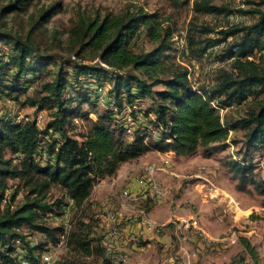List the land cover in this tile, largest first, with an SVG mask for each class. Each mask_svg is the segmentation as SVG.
Returning <instances> with one entry per match:
<instances>
[{"label":"trees","instance_id":"obj_1","mask_svg":"<svg viewBox=\"0 0 264 264\" xmlns=\"http://www.w3.org/2000/svg\"><path fill=\"white\" fill-rule=\"evenodd\" d=\"M33 1L11 0L0 9V20L6 13L24 11ZM169 1L175 5L190 2ZM213 1L192 0L193 13L209 17L238 13L254 17L255 21L221 29L212 39L202 38L214 32L207 26L185 32L188 47L198 59H202L207 49L224 44L213 58L221 63L214 71V84L200 85L197 91L189 85L187 68L174 62L172 28H162L156 14L145 13L132 4L119 16L80 18L71 30L79 50L60 62L29 35L22 38L0 23V97L20 108L31 106L36 113L52 111L43 128L37 127L35 119L0 118V201L6 194L9 178L25 179L31 197L11 208L13 195L5 207H0V264H41L46 247L56 245L63 229L46 226L45 218L61 214L69 202L80 207L95 182L116 176L122 164L148 152H173L177 157H192L201 152L209 158L227 146L231 130L244 131L242 149L236 153L239 160L231 162L240 188L251 185L264 195V188L257 184L253 174L256 159L260 158L255 153L264 147V56L260 54L255 59L257 53L264 51V0L252 10L236 11ZM58 9L57 4L42 9L32 29L46 24ZM142 30L154 44L148 52H136L132 48ZM86 49L98 53L100 67L82 63L81 54ZM84 81L109 87L104 111L95 120L88 118L92 113L89 108L95 109L98 101L91 98L94 91ZM157 86L162 89L155 90ZM32 88L35 96L18 102ZM68 90L72 96H66ZM146 98L151 104L140 111L148 124L158 130V135L143 129L127 141L116 116L135 103L140 106L138 102ZM214 100L216 104L212 106L210 102ZM233 104H246L247 108L242 118L229 122L220 115L219 108ZM84 105L89 108L83 110ZM74 118L88 122L80 139L72 135ZM5 152L13 158L6 160ZM43 152L46 158L42 163L39 157ZM16 160L17 164L12 165ZM51 187L59 188L63 199L49 204L45 199ZM24 228L27 231L22 233ZM92 228V223L78 221L76 231L69 236L67 250L81 257H91L94 252L104 254L100 240L92 238ZM28 231L43 237L44 242L33 245L28 240L31 235ZM239 242L253 264H259L256 248L245 238H239ZM18 251L22 254L21 261ZM105 263L109 264L107 259ZM56 264L81 263L60 259Z\"/></svg>","mask_w":264,"mask_h":264},{"label":"rangeland","instance_id":"obj_2","mask_svg":"<svg viewBox=\"0 0 264 264\" xmlns=\"http://www.w3.org/2000/svg\"><path fill=\"white\" fill-rule=\"evenodd\" d=\"M10 1L0 0V9ZM180 1L183 2V0ZM259 1L214 0L213 2L217 5L227 4L229 8L236 11L252 10ZM54 4H57L58 12L42 27L33 30L32 27L41 10ZM129 4L136 8H142L145 13L156 14L162 28H172L173 39L175 37L179 38L184 32L188 34L193 27L203 28L204 26L212 28L214 32L203 35L202 38L212 39L217 37L219 30L231 26L228 21L223 19V16L195 15L192 11V0L188 5H175L169 0H34L24 11L4 14L0 23L4 24L7 31L16 33L22 38L29 35L42 50L49 49L48 52L53 54L60 62L62 59L72 56L74 51L79 50L78 44H75L72 39L71 30L78 25L80 18L85 20L98 16L102 19L107 14L119 16L127 10ZM262 9H264V6ZM231 16L234 22L238 21L235 19L236 17H243L238 13ZM243 18L242 23H240L242 25H249L255 21L254 17L251 16ZM195 35H198V32ZM174 46V62L177 64L183 63L191 73V78L197 79L204 87H211L214 84L215 72L203 76V71L207 65L211 64V61L196 58L194 53L190 51L191 48L188 47V44L186 45V54H178L177 47ZM132 48L136 52H148L154 48V44L149 41L145 31L142 30L141 35L132 44ZM97 54L96 51L90 49L84 50L81 54L82 63L100 67L102 64L99 62ZM260 54L264 56V51L257 53L255 59ZM50 68L53 69V67ZM45 80H48V78ZM84 83L94 91V95H91L92 99L96 98L98 100L96 91L99 88H101L102 93H107L106 84L100 85L94 81H84ZM33 89L21 95L18 102H25L29 96H35ZM154 89L159 90L162 87L157 86ZM69 92L71 93V91ZM138 103L140 106L135 103L131 108L144 120L147 117L143 115L140 109L145 110V108H148L151 100L146 98L145 101ZM88 108L87 105L83 106V110ZM246 108L247 105L242 104L237 111L223 115V119L235 122L242 118ZM89 110L92 113L88 115V118L95 120L97 114L103 113L104 105L98 104L95 109L89 108ZM51 113L52 111L48 109L36 113L35 108L28 105L20 108L18 104L13 103L6 97H0V118L8 116L18 121L35 119L37 127L43 128L50 120ZM39 115L41 116L40 122L37 121ZM122 116L124 115L118 114L116 120L123 118ZM78 121L80 122L78 124L72 123L74 125L72 135L76 139H80V136L88 128L86 120L79 119ZM136 123L137 120L134 123V128L143 130L144 123L142 121ZM243 133L244 131L240 129L231 130L228 135L227 146L212 153L209 158L203 157L201 152L192 157H177L174 153L170 154L168 152L165 154L167 157L164 156L163 158L152 152L140 155L138 158L122 164L117 170L116 176L96 181L90 194L80 207L76 208L71 204L70 208H64L63 210L68 209L69 212L67 220L61 218L63 212L61 210V214L57 213L46 217L44 224L50 228H63L68 222L74 221L72 229V233H74L78 221L85 224L92 223V238L99 239L101 244L107 229L117 223L116 220L107 221V215L109 212L111 214L121 212V217L124 218L121 222L122 228L132 227L136 224L130 223L131 218L133 222V217L136 218V216L137 222L146 217L148 220L161 225V229L151 236H139L137 243L141 250L132 249L131 244L125 247L122 252L128 257L126 264H253L244 252L239 238L247 239L256 248L259 264H264V195H260L258 190L251 185L240 188L238 178L231 170V162L239 160L236 153L242 149ZM49 138H55V136ZM124 138L130 141L133 136L131 138L125 136ZM255 157L263 159L264 147L255 153ZM4 158L7 160L13 158V156L9 152H5ZM260 159H256L253 174L255 175L254 179L258 182L257 184L264 188V160L260 165ZM17 162V160L13 161L12 165H16ZM163 164L171 167L172 174L165 175L161 171L150 174L146 171L149 166L162 167ZM35 178L37 179L36 176ZM149 178L166 190L167 197L164 202L153 204L150 199L143 200L141 198L142 195L151 194L150 187H147L146 192L141 189V192L137 193V201H130L129 198L122 196L123 189L127 187L131 180L139 181L140 179L146 180ZM6 186L5 196L9 201L11 196L14 195L13 200L10 201L11 208L21 205L27 197L31 198L29 196L30 188L26 185L25 179L9 178L6 180ZM62 199L63 193L61 190L57 187H51L45 201L52 204ZM64 203L66 204L67 200H64ZM67 204H70V202ZM193 217L197 219L199 228L209 240L234 234L236 241L227 248H218V250L212 246L201 244L199 238L194 236L193 233L191 234V230L187 229L183 223V219L190 220ZM25 231L27 229L24 228L22 233H25ZM29 233L31 235L28 236V240L33 245L44 242L43 237L33 232ZM164 245H166V248ZM46 248L47 251H54L52 245ZM17 250H20L19 247ZM18 252V254H21V251ZM60 253V258L63 260L75 261L81 264H106L102 252H94L91 257H81L72 250L68 251L66 247L60 250Z\"/></svg>","mask_w":264,"mask_h":264},{"label":"built area","instance_id":"obj_3","mask_svg":"<svg viewBox=\"0 0 264 264\" xmlns=\"http://www.w3.org/2000/svg\"><path fill=\"white\" fill-rule=\"evenodd\" d=\"M223 19L228 21L230 25H236V24L242 23L244 18L243 17H236L235 19L238 20L237 22L232 21L233 17L231 15L223 17ZM174 41H175V45H176L177 50H178V54H182V53L186 54L187 49H186L185 32L182 33L179 38L175 37ZM223 46H224V44L221 43V44L215 45V46L207 49L204 52L202 59L204 61H206V60L211 61V64L207 65L205 70L203 71L204 77L213 73L217 68L221 67V63L218 60H215L213 58L216 54H218L221 51ZM180 64L185 66L183 63H180ZM187 71H188L187 78L189 81V85H190L192 90L197 91L199 89V86L202 85V83L199 82L195 78H191V73L189 72L188 68H187ZM106 87H107V92H108L109 87L108 86H106ZM96 95L98 98V100H97L98 104L105 105L106 101H108L107 93H102L101 88H99V90L96 91ZM66 96L69 97L72 95L68 91ZM210 103L212 106H215V104H216L215 100L211 101ZM241 106L242 105L233 104V105H229V106H226L223 108L220 107L219 113L221 116H223L226 113L237 111ZM39 113H41V112H39ZM120 113H121L120 115H124V116H122L123 118H121V119L118 118L119 122L117 121V123H119V125L121 126V128L124 132V135L126 137L128 136L129 138H131L134 135V133L138 130V129L136 130V127L134 128V123L136 122V120H137V123L142 121V123H144L143 129L149 131L153 136L158 135V130L153 129L148 124L146 118H144V120H142L143 118H141L138 115V113H136L131 107L130 108L127 107L124 111H122ZM134 114H135L136 118H134V116H133ZM40 119H41V116L39 115L37 121L40 122L41 121ZM78 120H79V118H74L73 123H75V124L80 123ZM229 133H231V131H229ZM45 158H46V155H45V152H43V153H41V156L39 157V161L43 163ZM262 160H264V157ZM262 160L260 159V161H259L260 165L263 163ZM146 169H147L146 171L150 174H153L154 172H157V171H161V173H165L163 168L157 167V166H149ZM147 187L151 188V189H149V191H151V194L142 195L141 198L143 200L150 199L151 203H153V204H160V203L165 201V199L167 197L166 190L161 185L157 184L151 178L146 179V180L140 179L139 181L131 180L130 183L127 184V187L125 189H123L124 191L122 193V196L124 198H129L130 201L131 200L137 201V199H136V195H138L137 193H140L141 189H143V192H146ZM148 196H149V198H148ZM129 199H127V200H129ZM8 203H9L8 198L6 196H4L2 198V200L0 201V207H5ZM70 205H71V203L68 205L69 208H70ZM120 213L121 212H115L114 214H111V212H109V214L106 217V220L107 221H110V220L115 221L116 220L117 223L115 226H111L110 228L107 229L106 233L104 234V236L101 240V246H102L103 251H104V256H105V259L108 260L109 264H126L128 262V257L126 254H124L122 252V251H124L125 247L128 246L129 244H131L132 249L141 250V247L137 243V239L139 238V236H151L154 232H158L161 229V225L157 224L156 222H154L152 220H148L146 217L143 218L142 221L137 222V216H136V218L133 217V222H132V218H131L130 223H136L134 225H140L141 229L139 231L127 230L126 228L128 226L126 228L121 227L122 226L121 222L124 218L121 217ZM140 214L143 215V213H141V212H140ZM139 217H140V215H139ZM61 218L64 220H67L69 218L68 209L63 210ZM183 223L187 229L191 230V234L193 233L194 236L199 238V241L201 242V244H205L207 246H212L216 250H218V248L225 249L228 246L232 245L236 241V237L234 234H231V235L226 236V237H221V238H218L215 240H209L208 238H206L204 236L202 230L199 228L198 221L195 217L191 218L190 220H184L183 219ZM73 225H74V221H70V222H68L67 225H65L63 227L62 231L58 235V241H57L56 245L52 246V248H54V251H46L45 253H43L41 255V264H56V262H58L61 259L60 258V256H61L60 250H63L66 248L68 240H69V236L72 233ZM164 247L166 248V245H164ZM18 259H19V261L22 260V254H18ZM21 264H27V263L22 262ZM249 264H252V263H249Z\"/></svg>","mask_w":264,"mask_h":264},{"label":"crops","instance_id":"obj_4","mask_svg":"<svg viewBox=\"0 0 264 264\" xmlns=\"http://www.w3.org/2000/svg\"><path fill=\"white\" fill-rule=\"evenodd\" d=\"M153 154H155V155H157L158 157H161V158H163L164 156L165 157H167V155H165L167 152H165V153H159V152H152ZM168 153H170V154H173V152H168ZM175 155V154H174ZM168 163V162H167ZM161 167V166H160ZM161 168H163L164 169V172L166 173V174H172V172H171V170H170V168L171 167H169V166H166L165 164H163L162 165V167ZM165 173H162V174H165ZM165 174V175H166ZM197 177V176H196ZM116 182V181H115ZM127 230H130V231H139L140 229H141V226L140 225H133L132 227H127L126 228ZM163 240H165L164 238H163Z\"/></svg>","mask_w":264,"mask_h":264}]
</instances>
